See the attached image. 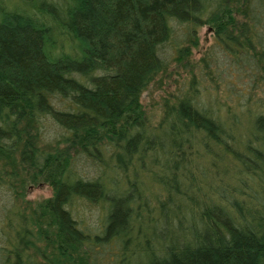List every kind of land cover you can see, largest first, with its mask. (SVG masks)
<instances>
[{"label": "trees", "instance_id": "trees-1", "mask_svg": "<svg viewBox=\"0 0 264 264\" xmlns=\"http://www.w3.org/2000/svg\"><path fill=\"white\" fill-rule=\"evenodd\" d=\"M199 26L213 36L203 77L162 99L151 124L139 95L169 60H186ZM231 72L244 81L233 87ZM204 78L226 84L232 105L201 97ZM78 152L119 170L98 227L114 264L136 253L151 264L162 245L161 264H252L264 234V206L248 203L251 179L264 198V0H0V264H88L92 237L69 208L102 204L109 178L76 176ZM214 174L239 187L226 185L246 231L228 239L203 216ZM38 183L54 207L23 199ZM148 185L160 199L145 209Z\"/></svg>", "mask_w": 264, "mask_h": 264}, {"label": "rangeland", "instance_id": "rangeland-1", "mask_svg": "<svg viewBox=\"0 0 264 264\" xmlns=\"http://www.w3.org/2000/svg\"><path fill=\"white\" fill-rule=\"evenodd\" d=\"M211 48H213V36L211 32L207 27L199 26L196 30V44L190 48L186 60L179 63L174 60H169L165 68L158 72L140 93L139 103L151 124H154L159 117L162 99L168 98L170 95L182 93L188 89L191 75L195 77V80L203 77L200 59L207 52L211 51ZM222 74H226V81H231L233 87L244 81V79L237 80V74L235 72ZM205 79L198 83L196 81L195 85H193L196 90L201 91V97L205 99L206 97L213 96L218 99L221 105L225 103L232 105L228 101V98H225V94L228 92V88H225L226 84L218 82L217 88H215L216 90H213V84ZM232 102H235V100L233 99ZM43 131L44 137L49 139V137H53L56 130L47 123L44 125ZM42 142H46V140ZM38 145L42 147L43 143H38ZM108 154H110V151H107L105 157ZM257 164L261 165L262 163ZM114 168L116 169L114 170ZM117 168L112 162L108 166L101 165L100 162L91 159L81 152L71 155L70 169L79 178L85 180H92L97 177L109 178L107 188L104 192V201H101L102 204L75 202L74 208H69L70 216L74 220V227L80 229L84 234H87L89 238L92 237V240L88 241V264H114V257L108 250L105 241L103 242L101 239L98 227L101 221L105 223L107 221V215L113 213L115 210L113 206L109 207L108 203L111 200H117L120 196L117 186L114 185L112 175L111 177L108 176L112 169L119 171ZM226 185L234 189L239 188L236 182L231 179L230 175L220 177L216 174L214 194L212 197L206 199L203 204L204 218L216 226L217 232L223 239H228L229 234H232L234 230H238L239 228L246 231L245 224L239 215L238 197L229 191ZM146 188L148 189L142 205L145 209H148L151 206H157L160 196L152 185H148ZM249 189L254 192V196L248 200V203L253 205L257 202L260 206H264V198L259 196L255 182L252 179L249 181ZM23 199L31 201V203L45 200L50 207L56 205L52 190L46 184L38 183L37 185L28 186L24 191ZM94 235L99 236L100 239H94ZM262 240L263 242L260 241L262 250L254 258L252 264H264V234ZM167 247L166 245H162L154 249L151 264H161V262L169 263L167 261L169 259ZM145 261L142 255L136 253L128 260V263L134 264L135 262H139L137 264H144Z\"/></svg>", "mask_w": 264, "mask_h": 264}]
</instances>
